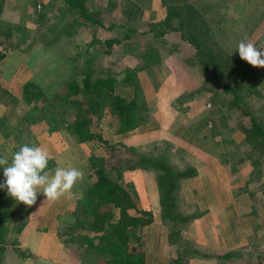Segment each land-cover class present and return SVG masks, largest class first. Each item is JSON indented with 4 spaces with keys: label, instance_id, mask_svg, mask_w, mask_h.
<instances>
[{
    "label": "rangeland",
    "instance_id": "374dc122",
    "mask_svg": "<svg viewBox=\"0 0 264 264\" xmlns=\"http://www.w3.org/2000/svg\"><path fill=\"white\" fill-rule=\"evenodd\" d=\"M87 2L90 10L100 8L102 25L85 21L74 26V31L70 35H62L60 29V23L67 20L68 12L65 15L62 14L63 10L56 13L50 7V15L49 13L47 15L48 18H51L50 23L43 27L38 21L37 14L50 3V0H8L6 5L4 4L3 12L0 14V30L5 33L7 30H11L13 38L11 36L6 42L0 38V42H4L1 47L8 50L6 54L9 55L14 51L30 53L24 68H27V72L31 73L38 83L31 81L26 83L40 86L45 94L50 95L49 97L45 95L44 99L36 103L37 106H46L48 100L63 91L65 84L74 79L80 81L86 67L91 70L94 78H104L107 75L120 74V72L122 75L127 67L133 69L138 75V70L143 71L149 68L139 69V67L142 68L146 64L148 66L159 64L162 59L171 61V58L177 56L179 61L172 60V63L175 64L173 67L177 72L176 76H178L179 82L183 83L184 81L188 89L187 93L183 95L184 101L177 104L181 120H190L189 123H191L194 118H199L198 116L203 114L192 111L189 101L186 99L190 98L192 93L193 95L199 92L206 93L207 91L203 90L206 86L213 91L210 93L209 99L216 95L213 101L209 100L211 113H206L201 116V119L194 120L193 124L195 125L190 126L185 123V128L179 130L176 136L166 135L171 143H160L161 139L155 137V140L160 144L155 146L145 144L143 154L164 155L173 166L182 169L188 166L186 164L193 158L191 159L189 153L180 151L181 148L201 143V148L209 153L201 139L204 136L211 137L218 133L220 136L217 138V142L221 149L223 163L230 169L233 167L238 171L241 168L242 171H245L246 176L236 179L234 194L243 192L252 203V208L247 209V212L251 214V223L248 225V230L251 233L247 245L238 251H232L234 254L231 259L227 260L222 256V259L219 260H224L227 262L226 264H264V161H260V165L254 168L249 165L248 153L251 148L244 142L243 131L248 126V117L238 110H229L227 103L230 98L223 92L224 87L232 83H238L244 88L246 84L258 85L261 96L248 99L250 101L245 109L264 124V67L250 65L240 58L238 51H234L243 39L251 40L258 47L264 49V35L256 31L260 29L259 27L264 21V0H88ZM51 5L60 7V4L56 2ZM171 6L174 7L178 15L173 19L172 27L163 26L161 29L157 23L165 18L166 9ZM55 14L58 16L57 20L53 17ZM57 23L58 25H55ZM49 27L57 28L49 31ZM154 30H160L159 32L164 35L156 34ZM0 37L3 36L0 35ZM110 40L120 43L109 46L107 41ZM43 51L46 54L42 55ZM89 60L91 65L86 66L85 63ZM48 61L49 64L46 65ZM195 62L197 64L195 67L187 66ZM201 63L209 67L205 70L206 74L201 69ZM182 66L188 68L187 73L182 69ZM251 71L256 77L255 80H253L254 76L249 75L247 78L245 75ZM189 72L191 74H188ZM43 74L49 78L47 83L49 82L50 85L45 83ZM143 76L147 77L142 73V78ZM241 76L245 77V80H241ZM13 81L11 80L9 84L11 92L3 94L6 100L12 104L27 106V114L34 112L38 116L42 111L40 109L33 110V107H30L24 99L23 86L26 83L18 86ZM59 84H62L59 91L51 95L50 91ZM144 85L147 89H153L150 84L145 83ZM216 93H220V95L217 96ZM242 94H247V90H242ZM167 99V97L163 98L164 103L168 102ZM158 106H161V100ZM145 116H147L146 113ZM163 117L167 123L170 121L167 114V119H165V114ZM33 120L32 123H38L36 118ZM210 120H213L212 124L208 123ZM112 125L110 121H107L103 128H111ZM170 125L168 124V127ZM168 127L166 125L165 129L167 130ZM168 130L170 131L171 127ZM104 149L110 150L111 154L118 156L128 155L127 158L133 157L134 152L142 153V151L133 150L122 144L104 145ZM256 156H254L255 159ZM200 166L206 167L203 162ZM125 176L128 179L130 175L128 173ZM243 179L246 180L243 181ZM185 182L182 184V188L188 186L189 180ZM122 183L128 184L123 179ZM129 187L134 192L133 196L136 202L134 187L131 184ZM188 196L194 199V193L192 196L190 194ZM182 201L181 212H184L183 204L185 210L188 208L191 209L190 212L196 211L194 214H197L198 210L194 208L195 203H189V201L187 203L184 199ZM12 203H8L6 206L13 205ZM22 206L21 204L17 206L20 212L23 209ZM192 213L189 215H193ZM149 240L147 246L144 247L147 251H152L155 247L154 241ZM168 243L170 245L169 240ZM15 245L16 241L8 239L6 249ZM141 246L143 245L141 244ZM191 247V244L185 245V248ZM192 257L195 256L190 255L187 258ZM188 259L183 262H187ZM82 264L98 263L94 258H91L84 260Z\"/></svg>",
    "mask_w": 264,
    "mask_h": 264
},
{
    "label": "crops",
    "instance_id": "0c3cea01",
    "mask_svg": "<svg viewBox=\"0 0 264 264\" xmlns=\"http://www.w3.org/2000/svg\"><path fill=\"white\" fill-rule=\"evenodd\" d=\"M259 28L256 31L264 35V21ZM32 51L33 49L30 52ZM43 53L45 51L41 54ZM29 55L30 53L25 54L19 51L11 52L9 58L0 66V155L7 156L11 162L13 153L19 147L25 144L40 146L48 151L49 161L54 164L49 171L50 174H54L57 167H75L83 175L70 192L55 201L45 200L42 194H38L36 203L31 206L21 202L23 209L14 218L8 235V239L16 241V245L5 250L2 264H82L81 257L86 254L68 245L60 233L73 223V202L83 197L92 184L89 159L92 155L100 154L104 144L78 143L65 130L51 131L44 121L37 120L38 123H32L34 120L28 115L29 113L27 114V106L12 104L6 100L3 94L11 92L9 85L11 80H14V84L18 86L29 81L38 83L37 79L27 72V68H24ZM171 59L176 62L175 59L179 58L175 56ZM172 60L163 61L162 59L159 64L143 71L138 70L139 82L148 108L146 121L134 131L121 135L115 134L112 128H104L102 139L107 143L106 145L122 144L143 153L145 144L155 146L161 142L171 143L166 135L176 136L179 130L185 128V123L190 126L195 125L194 120L201 119V116L206 113H211L210 94L199 92L193 95L192 93L186 101H189L192 111L203 114L198 116L199 118H192L191 123H189L190 120H181L177 104L184 101L183 95L188 89L184 81L182 83L177 79V72L173 67L175 64ZM48 64L49 61L46 65ZM182 69L185 73L188 72L187 67L182 66ZM142 73L147 77L142 78ZM44 76L45 83L50 85L49 82L47 83L49 78H46L47 75ZM145 83L153 86V89L145 88ZM61 85L54 86V89L50 91L51 95L56 94ZM156 90L158 92H155ZM42 91L44 96H50L45 94L43 89ZM152 92L155 95L151 94ZM166 97L168 102L164 103L163 98ZM160 100L161 106H158ZM163 114L165 119L167 114L170 120L168 123L163 119ZM208 123L212 124L213 120ZM168 124L171 125L168 127ZM166 125L168 129L171 127L170 131L165 129ZM215 134L201 139L209 153L201 148V143L186 146L180 150L189 153L191 159L193 158L192 161L188 159L189 162L186 165L197 170V176L189 180L188 186L182 188L181 200L195 203L194 208L200 215L179 228L181 237L179 245H169L168 228L160 221L155 175L143 170L127 171L123 174V181L134 187L137 209L150 212L153 216V222L142 229L141 244L143 246L141 247L146 255V264H173V260L178 258L187 244H191V248L200 256L189 258L183 264H226L224 260H219L222 256L247 245L251 233L248 230L251 214L247 212V209L252 208V203L245 193L234 194L236 179L246 176L245 171L240 168L234 174L231 173L230 168L223 163L221 149L217 142L219 135L215 136ZM155 137L161 139L160 143L155 140ZM202 162L205 168L200 166ZM128 173L130 176L127 179L125 175ZM192 193L195 200L188 196L189 194L192 196ZM182 208L185 215L192 213L191 209L185 210L183 204ZM149 239L154 241L155 247L152 251H147L144 247L147 246ZM18 252L24 257H20Z\"/></svg>",
    "mask_w": 264,
    "mask_h": 264
},
{
    "label": "trees",
    "instance_id": "16d2710c",
    "mask_svg": "<svg viewBox=\"0 0 264 264\" xmlns=\"http://www.w3.org/2000/svg\"><path fill=\"white\" fill-rule=\"evenodd\" d=\"M5 1L0 0V14L3 12ZM87 1L50 0V3L37 14L38 21L43 27L50 23L51 18L47 15L51 7L56 13L63 10L62 14L65 15L68 12L67 20L60 23L62 35L72 34L74 26L85 21L102 25L100 8L88 9ZM55 2L60 4L61 8L51 5ZM56 15L53 16L55 20L58 18ZM177 15L174 7H168L165 18L157 25L161 29L163 26L170 28ZM54 28L57 27H49L48 30ZM159 31L154 30L156 34L164 35ZM12 33L11 30H7V33L0 30V35L3 36L0 38L6 42L11 36L13 38ZM3 43L0 42V64L9 55L6 54L8 50L1 47ZM115 43L120 42L107 41L109 46ZM90 63L89 60L85 65L90 66ZM187 66L193 68L196 62ZM200 66L204 70L203 73L209 68L203 63ZM146 67L151 66L146 64L139 69ZM245 75L247 78L249 75L253 77L254 73L251 71ZM255 78L254 76L253 80ZM240 79L245 80V77L241 76ZM79 80L74 79L65 84L63 91L54 95V98L48 100L43 107L37 106L36 103L45 98L44 93L35 84L26 83L23 86L25 101L33 107V110L42 111L38 116L30 112L29 116H33V119L36 118L38 121H44L51 131L65 130L78 143H103L104 145L107 143L102 139V132L107 121L113 124L110 127L118 135L134 131L145 123L147 103L138 75L133 69L127 67L122 75L120 72V74H111L104 78H94L91 70L86 67L83 77ZM244 89L247 90L245 95L242 94ZM203 90L209 94L213 92L208 86ZM223 92L230 98L227 103L228 109L238 110L248 117V126L243 130L244 142L251 148L248 153L249 165L253 168L257 167L260 161H264V124L252 116V113H248L245 108L248 107L250 101L248 99L261 96L258 85L246 84L244 88L238 83H232L225 86ZM216 94L220 95V93ZM215 96L210 101H213ZM255 155H257L256 159ZM127 156L111 154L110 150L104 149L100 151V154L92 155L89 159L92 184L83 197L74 200L73 223L60 233L68 245L86 254L81 257L82 261L94 258L98 264H146V255L141 247L142 229L153 222V216L150 212L137 209L134 192L130 190L129 184L122 183L123 173L126 171L143 170L155 175L160 221L168 228V240L171 246L179 245L181 238L179 228L200 215L198 213L185 215L180 211L183 202L181 200L182 184L197 176V170L194 167L176 168L164 155L153 156L134 152L133 157L127 158ZM53 167L54 164L49 161L46 170L50 171ZM230 170L234 174L237 168L232 167ZM2 173L3 171L0 170V178L3 177ZM8 203L13 205L6 206ZM19 203L21 204L10 197L6 190H0V264L3 262L11 224L20 212L17 208ZM18 254L24 257L20 252ZM188 254L200 256L193 248H183L178 258L173 260V264H183V261L188 259ZM233 254L228 253L224 258L229 260Z\"/></svg>",
    "mask_w": 264,
    "mask_h": 264
},
{
    "label": "clouds",
    "instance_id": "9594fccd",
    "mask_svg": "<svg viewBox=\"0 0 264 264\" xmlns=\"http://www.w3.org/2000/svg\"><path fill=\"white\" fill-rule=\"evenodd\" d=\"M234 51H238L240 58L250 65L264 67V49L251 40H241ZM49 158L48 151L28 144L13 153L11 162L7 156L0 155V170L3 171L0 190H6L17 202L29 206L36 203L38 194H42L45 200L55 201L70 192L82 179V172L75 167H57L54 174H50L46 170Z\"/></svg>",
    "mask_w": 264,
    "mask_h": 264
}]
</instances>
